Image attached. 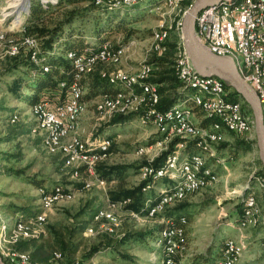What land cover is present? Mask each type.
I'll use <instances>...</instances> for the list:
<instances>
[{
  "label": "rangeland",
  "instance_id": "rangeland-1",
  "mask_svg": "<svg viewBox=\"0 0 264 264\" xmlns=\"http://www.w3.org/2000/svg\"><path fill=\"white\" fill-rule=\"evenodd\" d=\"M39 1L0 0V254L5 263L11 264L9 256L15 253V249L17 250L16 244L20 240L38 238L50 252L58 249L57 244L60 240L72 245L76 250L72 252V259L74 260L72 264H166L167 254H169V258H172L171 264H192L195 256L205 253L209 246L213 247L214 253L210 258V264H215L221 255L218 263H221L227 257L224 250L228 241L234 244V252L239 256L241 262L244 263V254L248 249L255 253L254 257L256 259L253 264H264V247L260 240L253 244L246 241L245 249L236 239L238 236L245 239L249 235L253 236L257 233L254 236H258L262 233L260 229H251L253 228L251 224L243 226L248 197L259 195L257 197L262 199L260 184H263L264 176L263 174L260 176L258 173L262 170L264 163L260 156L259 146L258 143H255L253 147L247 150L234 149L233 146L239 140H257L254 114L249 116L246 113L250 120L254 121V130L250 136L244 137L226 131L224 128H219L218 131L221 134L219 140L215 142L207 140L203 141L202 144L199 140L196 141L199 148L203 147L200 150L201 152L183 155L182 151L186 147L180 145L176 153L169 156L163 166L159 167V172L162 170L164 174L158 179H167V182H161L155 188V185L151 186V184L144 187V191L153 188L158 193L155 202H146L145 210L144 207L140 211L131 209L129 206L132 204V200L129 199H126L127 201H111L109 191L119 186L134 187L143 180L153 178L144 177L143 171L145 172L144 169L148 167L144 165L153 163L163 151L167 150L169 143L176 138L174 132H172V125L175 121L170 125L160 127L156 121L151 119L136 118L125 124L108 126L101 132V128L106 126L117 113H101L97 110L96 102L97 98L102 95L100 94L92 101L86 102V112L78 123V129L74 137L80 138L85 149L92 150L88 152L94 155L95 158L101 156V151L104 147H107V143H110V145L115 143V150L100 162L104 163L106 167L140 165L139 170L137 168L127 169L122 176H117L115 180H110L108 184L96 170L99 161L95 164L93 176L74 175L71 168H76L78 164L77 162L70 163L69 159L64 165L67 168L61 167L60 161L64 157L61 158L60 154H65L63 152L50 153L46 149L43 140H41V134L33 132L35 119L31 113V104L17 96L18 92H27L19 78H25L28 70L24 67L14 69L12 68V61L6 59V57L18 56L25 50L24 39H22L25 36L16 35L15 33L24 32V26L31 19H34L31 16V6L34 2L38 4ZM185 1L162 0L157 7L144 11L145 19L132 25L144 30L140 33V38L133 40L130 46L124 48L119 59H111L98 64L106 66L105 69L101 70L104 77L111 79L112 83H115L116 80L123 83L122 86L127 97H130L129 95L135 96V99H131V103L128 105L129 109L125 114L137 112L142 107H148L141 103L142 98L145 96L141 98L138 96L143 91V85L146 81H143L144 79L135 80L133 75L136 73V77H142L144 68L151 66L148 62V53L154 50V42L153 36H149V30L156 28L154 35H157L164 32L170 33V30L175 26L182 41V18L189 9L182 8L181 5ZM40 3L44 7L54 5L52 3ZM64 12L63 7L56 9L52 17L46 16L43 21L39 22L51 24L54 20L61 18ZM27 13L30 14L26 16ZM19 17L22 18V22L17 24ZM179 17L181 19L178 20ZM3 36L4 39H2ZM120 37L117 34L110 35L108 44L112 46ZM105 46L109 48L108 45ZM91 52H95L92 54H98L100 51ZM178 53L180 54V52ZM37 55L38 51L36 52ZM68 57L73 59V54L70 53ZM87 57L84 56V59ZM96 67L93 66L91 70L94 71ZM90 73L88 72V74ZM18 79L20 88L16 93V91H13V86ZM75 80H77V77ZM222 82L224 85L226 84V81L222 80ZM138 83L140 92L133 89V85ZM197 92V90H194L190 104L176 107L172 109L173 112L179 114L182 109L196 108L194 100L197 97ZM200 99H203V97H200ZM244 106L246 107L245 102ZM154 112V110H151L150 118L155 114ZM14 113L19 115V119L17 122L12 123L11 117ZM202 121V118L192 116L189 122L197 126L203 125L205 121ZM203 126L211 129V124L209 126L204 124ZM155 133H159L160 138L151 144V139L155 137ZM225 141H228L232 146L217 149L216 146ZM194 157L202 159V164L211 170L214 180L209 181L200 189L187 192L180 202L166 206L165 209L160 211L155 210L157 200L170 193L175 186L183 183L184 176L181 166L184 164L185 167L186 164H191ZM144 161L147 163H143ZM11 170L23 171L25 175L34 176L35 179L32 182L30 179L19 176ZM56 183L64 185L66 188L59 184L57 186L72 191L74 196L71 200L62 201L48 207L44 204V199L41 201L40 197L41 189L45 188L39 189V187L43 186L51 190L56 186ZM186 199L190 205L186 212L184 211V214H187L189 221L184 218L186 225L185 229L182 230L183 237H178L176 250H171L168 253L171 244L167 243L163 238L162 231H160L158 239L155 234V236L148 237L144 241L128 242L125 246L117 249L112 247V249L99 252L92 257L87 255L90 248L99 244L101 238L107 235L104 233L114 235L108 236L116 241L125 236L129 230H156L159 224H165L164 229H166L168 227L167 221L172 219L165 216L166 212ZM243 202L245 208L243 207V213L240 215L238 208ZM112 203H115L116 206H113ZM28 205L36 208L38 212L40 209L43 214L40 212L41 215L38 214V217L29 221L14 216V207ZM87 206L91 207L87 213L81 218H76L78 211ZM102 207L104 208L102 211H109L110 213L112 211L116 220H93L94 212ZM154 212L157 213L158 217L152 215ZM13 216L15 218L11 221ZM40 220L45 222L40 224ZM23 223H35L29 228L30 234L21 235L15 232L18 231V225ZM79 224L85 226L84 229L71 233V229L74 230ZM239 247L240 251L243 252V258ZM113 253L116 258L112 257ZM123 254H127L128 258L123 257ZM62 255L59 251H56L49 264H71L68 261L71 253H68V259L62 257Z\"/></svg>",
  "mask_w": 264,
  "mask_h": 264
},
{
  "label": "trees",
  "instance_id": "trees-1",
  "mask_svg": "<svg viewBox=\"0 0 264 264\" xmlns=\"http://www.w3.org/2000/svg\"><path fill=\"white\" fill-rule=\"evenodd\" d=\"M162 0H145L139 4L129 7H121L117 8L113 5L108 4H100L97 5L98 0H60L57 4L48 5L44 7L41 5L40 1L32 4L31 6V16L34 19H31L24 26V32L15 33L16 35H22L25 37L33 38L38 43V55L36 57L37 63L32 60L33 52L23 50L22 53L18 56L14 57H6V59H10L12 61V68L16 69V67H24L28 70L27 76L21 79L24 87L27 89V92H18L20 88L19 79L15 81L13 86V91H16L17 96L21 100H26L31 104V107L40 103V101H50L53 105H57L63 103L66 99V95L71 93V86L74 82L75 76L77 74L76 67L74 65V60L80 57L88 56L92 53L91 51H100L101 48L105 45L109 46V53L115 54L119 50L126 48L131 45L133 40L140 38V33H142L141 28L132 26L138 22H141L145 19L144 11H148L149 8L153 9L158 6ZM195 0H186L182 3V8H189ZM40 3V4H39ZM150 6V7H148ZM64 8L65 12L61 16L54 20L51 24H46L45 22L40 23L39 21H43V18L48 16L52 17L53 13L56 9ZM181 17L178 18V20ZM154 29L149 30V36H154ZM117 34L121 37L118 38V41L111 45L108 44L110 35ZM23 37L22 39H24ZM93 39V40H91ZM182 41L180 40V34L175 28L170 30L168 38L161 44L160 51H150L148 53V62L153 66V73L151 77L146 81V84H154L158 85L159 88V103L151 110H156L160 113H165L169 110H172L176 107L184 106L185 104H190V100L194 93V89L188 85H186L176 72V57L180 49H183ZM91 52V53H88ZM96 52V53H97ZM73 54L74 58L70 59L68 57L69 54ZM100 63H105L102 61H97L94 65L96 67ZM105 65L101 64L96 67L94 71H90V74H85L83 78L79 81L80 89L86 95L82 96V102L86 104V102L92 101L95 97L100 94H115L119 91H122V82L116 80L115 83L111 82V79L104 77L103 72L101 70L105 69ZM47 68L48 72L44 69ZM64 83L65 87H60V84ZM226 88V99L231 102H240L244 101L246 105V113L250 116L253 114V110L249 103L245 100V98L233 87L229 86L227 83L225 84ZM85 89V90H84ZM133 89L137 92H140V85L134 84ZM229 98V99H228ZM87 105V104H86ZM149 107L141 108L137 112H132L128 114H117L115 115L109 123L101 128V132L106 129L108 126H116L119 124L128 123L136 118H145L149 116L150 111H148ZM195 116L201 118L203 115L198 110H193ZM205 121V122H204ZM203 125H208L213 120H204ZM207 121V122H206ZM202 124V122H201ZM199 125V128L206 129L207 126ZM160 138L159 133H155V137L151 139V144L155 143ZM42 140V138H41ZM81 140V139H80ZM101 141V140H99ZM257 143V140L249 141V140H239L236 142V145H233L234 149L239 150H247L250 147ZM82 149L81 152L88 154L84 143L81 141ZM180 145H185V150H183V155H189L192 153L201 152L200 150L203 148H199L196 141L186 139L184 137L174 138L168 145L167 150L163 151L162 154L156 158L153 163L145 164L144 166H148L150 172H153V178L141 181L137 186L126 188L119 186L113 190L109 191V198L111 201H121L129 199L132 200V204H130V208L140 211L142 207L145 210L146 204L148 202H155L157 198V191L153 188L147 191H144V187L146 185L151 184L157 187V184L161 182H167V179H156V171L159 170V167H162L165 160L169 156H173L178 147ZM231 147L228 141L222 142L219 144L217 149L224 147ZM116 148V144L114 143L109 148L107 154L112 153ZM232 148V149H233ZM61 155L60 165L61 167H65V162L69 159L65 155ZM97 163V162H96ZM99 161V166H97V171L100 173V176L103 180H105L108 184L110 180H115L116 177H120L123 175L124 171L131 168H137L139 170V166H125V165H114L110 167L104 166V163ZM143 163H147L144 161ZM96 165H94L95 168ZM143 166V167H144ZM142 167V168H143ZM69 169V168H68ZM161 169V168H160ZM87 167H76L71 168V171H74V175L83 176L87 175ZM15 174L19 176H24L26 179H30V181H34V176L25 175L23 171L19 170H11ZM141 173V171H140ZM260 176H264V166L262 170L258 173ZM149 177L150 173L148 174ZM155 178V179H154ZM264 178V177H263ZM62 185L61 183H56L57 185ZM64 186V185H62ZM59 186V187H62ZM65 187V186H64ZM45 188L41 189V201L46 198L47 195L50 194V188L47 187H39ZM63 188V187H62ZM66 188V187H65ZM64 189V188H63ZM66 190V189H65ZM68 191V190H66ZM151 194H149V193ZM150 195V197H149ZM148 200V201H147ZM154 200V201H152ZM147 202V203H146ZM189 203L187 199L177 206L169 209L165 216L169 219L176 220L175 222L180 223L181 218H185L189 221L187 214H184L189 207ZM244 202L238 208L240 210V215L244 210ZM40 208V207H38ZM90 206L86 208H82L78 211L76 218L83 217ZM104 208L97 209L94 213L93 220L98 213L104 212L102 211ZM15 212L14 215L21 217L19 219L31 220L39 215L43 214V212H39L36 208L28 206H18L14 207ZM185 211V212H184ZM41 212V214H39ZM39 214V215H38ZM18 219V220H19ZM45 221H41L40 224H43ZM35 223H26V230H16V233L21 235L30 234L29 228ZM85 226L79 224L75 227V229H71V233L74 231H82ZM165 228V224H159L156 230H147V231H132L129 230L125 236L116 240L110 238L108 233L103 236L97 245H93L88 251L87 255L92 257L99 252H103L105 250L120 248L125 246L128 242H138L144 241L148 237H153L156 234L158 236L160 231ZM158 231V232H157ZM114 236V235H110ZM58 245V249L53 251H48L47 248L40 242L38 238L28 239V240H20L16 244L15 252L17 253H26L32 257L34 261H38L40 263L49 264L51 262L52 257L56 251H59L62 257L68 259L69 263H73L72 259L75 248L72 247L68 242L60 240ZM114 245V246H113ZM23 251V252H22ZM68 253L71 255L68 256ZM214 255L213 247L209 246L205 253H200L195 256L192 264H203L205 262L210 261V258ZM123 257L128 258L127 254H123ZM113 258L114 253L112 254ZM71 258V259H70ZM6 264H8L6 262Z\"/></svg>",
  "mask_w": 264,
  "mask_h": 264
},
{
  "label": "bare ground",
  "instance_id": "bare-ground-1",
  "mask_svg": "<svg viewBox=\"0 0 264 264\" xmlns=\"http://www.w3.org/2000/svg\"><path fill=\"white\" fill-rule=\"evenodd\" d=\"M60 0H40V2L45 4H57ZM145 0H130V3L125 4H113L120 7H131L136 4H139ZM173 1H181V0H173ZM226 2V3H225ZM224 3V4H223ZM97 4H101V0L97 2ZM245 4V0H228L224 1L219 5L211 6L217 7V13L220 14H233L237 13V9ZM204 9L199 15H205L209 8ZM22 18H18L17 24H20ZM257 21H264V14H257ZM227 35L229 36L230 44H221L214 45L213 37H211L207 32L199 33L200 42L206 46L210 51L215 54H220L223 56H231L239 69L242 77L250 84L254 85V90L256 91L260 104L262 107L263 117H264V62H260L259 60H250L249 55L244 50V43L242 38L240 37L237 29L236 22H229L227 26ZM262 35L264 36V26L262 28ZM169 33H158L153 36V49L154 51H160L161 44L168 38ZM5 37L3 36L2 39ZM26 41V47H32V51L34 50L32 60L36 61V52L38 51V43L33 38L25 37L24 42ZM183 41V40H182ZM244 41H251V34H244ZM183 44V42H182ZM160 47V48H159ZM184 47V44H183ZM14 50V49H13ZM124 51V48L119 50L115 54H110L108 47H104L98 54H90L84 60H87L81 66V58L73 59L74 65L77 70V80L74 79V82L71 86V98H72V106H71V115L67 120L66 125L62 124L59 120L54 119L48 116V110L46 108H41V104H37L31 107V113L34 117L35 126L33 128V132L40 133L42 136L43 143L45 144L46 149L50 153L63 152L68 158L70 163H76L78 166L76 167H87V175H92L94 171V165L96 162L106 158L109 154L108 148H110V143H107V147L103 148L101 156L95 158L94 155L88 153H82V145L80 138L74 137L77 129L78 123L82 117V115L86 112L87 105L82 102V96L84 92L80 89L79 81L83 78L85 74L91 71V68L97 63V61L106 62L111 59H119ZM180 54L176 57V72L177 75L182 80V77L185 75L186 68V58L189 54H187L186 47L179 50ZM15 54V53H14ZM72 58V56H71ZM74 58V55H73ZM48 72V69H44ZM152 67L147 66L143 70V78L141 80L145 81L150 78L152 74ZM210 76H203L200 72L196 73V80L186 81L185 84L192 87L194 90H197V97L194 100L196 108L189 109L185 108L184 110L178 114L174 113L173 110H169L165 113H160L154 110L155 114L150 118L149 116L145 117L147 119H151L157 122V125L164 126L170 125L173 121L172 132H174L175 137H184L186 139H192L193 137H200L193 141H200L202 144L203 141H211L215 142L220 139L219 128H224L226 131H230L232 133L250 136L254 130V121H251L247 116L244 106V102H231L227 100L225 97L227 95L226 88L223 79H218V86H216L211 81H205ZM135 80H138L134 78ZM140 81V80H139ZM183 81V80H182ZM225 81V80H224ZM184 82V81H183ZM63 84V83H62ZM65 85V84H64ZM123 87V86H122ZM159 86L154 84H144L143 91L138 95L139 98H142L141 103L150 108H154L159 103ZM127 97L124 87L122 91H119L115 94H102L97 98L96 108L101 113H117V114H125L129 109V104L131 103V99H135V96L129 95ZM203 97V99H200ZM208 100H214L219 105L229 108H235L234 110V121L238 125L240 130L234 128L228 121L222 119L221 115L218 113H214V109L210 108L208 105ZM142 106V105H140ZM199 108L202 113V120H213L211 121V129H201L199 125H193L190 121L192 116H195L193 110ZM132 112V111H131ZM19 115L14 113L11 117V122L15 123L18 121ZM185 118V119H184ZM162 119V121H161ZM202 121V122H203ZM209 124V125H210ZM178 127L183 129H179V131H175ZM171 132V134H172ZM211 134L213 136V140L210 137H202L204 134ZM68 142L67 144H64ZM175 162V160H174ZM184 165V164H183ZM181 166V171L184 176V181L182 184L177 185L174 189L163 195L159 200H157L156 209L155 210H163L166 206L173 205L176 202H180L181 199L187 192H192L194 190L200 189L205 186L211 180H214L213 174H211V170L202 164V159L199 157H194L192 159L191 164H186L185 167ZM143 171L144 177H147L150 173L149 168L144 169ZM164 174V171L159 170L156 171L155 178H161ZM154 175V174H153ZM151 175V177H153ZM93 176V175H92ZM196 183L194 187L191 189L190 185H185V183ZM106 187V186H105ZM262 199L257 197L259 195H252L248 197V202L246 205V217L243 223V226H247L251 224L253 228H257L260 225H264V182L260 184ZM64 191V195L62 192ZM51 196V202H50ZM74 194L72 191H66L62 187H54L50 194L46 196L44 199V204L50 207L59 202L71 200ZM116 206V205H113ZM158 212V211H157ZM155 216V215H154ZM157 217V216H156ZM96 221L102 220H116L114 215L109 211H104L98 213L95 218ZM42 221V220H40ZM176 220L171 219L167 221L168 227L162 230L163 238L167 241L168 244H171L170 234L172 232H178V237H183V229H185L186 223L184 222V218H181V222L177 223ZM26 224L18 225V230H25ZM264 239V238H263ZM264 247V240H263ZM226 247L224 253L226 254V258L218 264H242L239 256L234 252V244L231 241L226 243ZM178 244L176 245V247ZM172 249V250H176ZM170 253V252H168ZM167 262L166 264H171L172 258H169V254H167ZM11 264H19L18 261L27 262V264H42L38 261H34L32 257L28 253H12L10 256Z\"/></svg>",
  "mask_w": 264,
  "mask_h": 264
},
{
  "label": "built area",
  "instance_id": "built-area-1",
  "mask_svg": "<svg viewBox=\"0 0 264 264\" xmlns=\"http://www.w3.org/2000/svg\"><path fill=\"white\" fill-rule=\"evenodd\" d=\"M101 3L121 5L130 3V0H101ZM257 14H264V0H245V4L237 9V13L233 14H220L217 13V7H211L205 15L197 16L195 32L198 39L200 32H207L211 37H213L214 45L230 44L229 36L227 35V26L229 22H236L238 33L244 43V50L249 55V61L259 60L260 62H264V36L262 35L264 21H257ZM244 34H251V41H244ZM24 48L26 51H32V47H26V41L24 42ZM86 61L87 60H84L83 57L81 60V66ZM150 67L153 66L151 65ZM197 72L199 71L193 65L190 55H188V57L186 58L185 75L182 77L184 83L186 81L196 80ZM133 77L138 80H141L143 78L136 77V73L133 75ZM218 79L222 78H219L217 76H210V78H207L205 81H211L216 86H218ZM65 86L66 85L64 84H60V87ZM251 86L254 88V85ZM40 104L41 108H46L48 110L49 117L59 120L62 124H64V126L66 125L67 120L71 115V94H67L64 102L57 105H53L50 101H40ZM208 105L210 108L214 109V113L220 114L222 119L228 121L237 130H240L238 125L234 121L235 108L224 107L222 105H219L214 100H208ZM148 111L151 112V108H148ZM179 129L183 128L178 127L175 131H179ZM202 137H210L211 140H213V136L208 133L204 134ZM197 138L200 137H193L191 140H196ZM153 174V172H150V176ZM195 184L196 183L190 182L185 183V185H190L191 189ZM60 195H64V191ZM112 205L116 204L112 203ZM152 215L157 216V213L154 212ZM170 239L171 248H168V252H171L172 249H175L176 245L178 244V232H172L170 234ZM226 247H229V245ZM18 262L19 264H27V262ZM224 264L226 263L224 262Z\"/></svg>",
  "mask_w": 264,
  "mask_h": 264
},
{
  "label": "water",
  "instance_id": "water-1",
  "mask_svg": "<svg viewBox=\"0 0 264 264\" xmlns=\"http://www.w3.org/2000/svg\"><path fill=\"white\" fill-rule=\"evenodd\" d=\"M228 0H195L182 18V39L195 68L203 76H217L235 88L249 103L255 118L260 156L264 163V119L259 97L254 88L242 77L231 56H220L210 51L195 32L196 18L204 9ZM0 264H6L0 254Z\"/></svg>",
  "mask_w": 264,
  "mask_h": 264
},
{
  "label": "crops",
  "instance_id": "crops-1",
  "mask_svg": "<svg viewBox=\"0 0 264 264\" xmlns=\"http://www.w3.org/2000/svg\"><path fill=\"white\" fill-rule=\"evenodd\" d=\"M134 27H137V26H134ZM14 216H17V215H14ZM14 216L11 218V221L13 220V218H15ZM251 229H254V228H251ZM255 229H260L262 231V233L259 234L258 236H254L257 233H255L253 236L252 235H249V237L248 238H245V239L244 238H241L240 236H238V238H236L244 246L245 249H246V245H245V242L246 241H250L248 243H252L253 244L254 242L260 240V243L261 244L263 243L262 241H263V238H264V225L262 224V225H260L259 227L255 228ZM262 246H263V244H262ZM246 250L247 251L245 252L244 258H243V252H242V250L240 251V247H239L240 254H241V256L243 258V261H244V263L242 262V264H253L255 262V259H256V257H254L255 253H254V251L252 252L251 250H248V249H246ZM221 256H220V258H221ZM220 258L218 259V261L215 264H217L219 262ZM182 261H183V259H182ZM203 264H210V261L205 262Z\"/></svg>",
  "mask_w": 264,
  "mask_h": 264
},
{
  "label": "clouds",
  "instance_id": "clouds-1",
  "mask_svg": "<svg viewBox=\"0 0 264 264\" xmlns=\"http://www.w3.org/2000/svg\"><path fill=\"white\" fill-rule=\"evenodd\" d=\"M29 14H30V13H27L26 16L29 15Z\"/></svg>",
  "mask_w": 264,
  "mask_h": 264
}]
</instances>
